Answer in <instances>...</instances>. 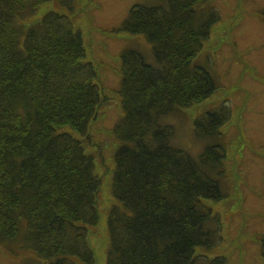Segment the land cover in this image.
Wrapping results in <instances>:
<instances>
[{
	"label": "trees",
	"instance_id": "obj_1",
	"mask_svg": "<svg viewBox=\"0 0 264 264\" xmlns=\"http://www.w3.org/2000/svg\"><path fill=\"white\" fill-rule=\"evenodd\" d=\"M156 1L133 5L119 27L143 38L152 62L136 49L119 54L105 264H196L198 249L220 242L219 217L201 201L223 197L215 176L224 149L210 143L194 158L174 146L165 121L216 90L196 58L220 16L210 0ZM48 3L71 11L74 1L0 0V246L23 224L30 264H96L89 234L99 222L101 181L84 141L104 88L69 18L47 11L36 20ZM228 112L199 114L195 137L205 145Z\"/></svg>",
	"mask_w": 264,
	"mask_h": 264
},
{
	"label": "rangeland",
	"instance_id": "obj_2",
	"mask_svg": "<svg viewBox=\"0 0 264 264\" xmlns=\"http://www.w3.org/2000/svg\"><path fill=\"white\" fill-rule=\"evenodd\" d=\"M71 11L56 3L41 7L36 20L47 11L64 13L80 31L103 89V102L89 128L85 152L93 156L100 177L97 208L99 222L90 230L89 241L96 264H105L106 215L114 202L110 182L116 142L112 128L121 116L114 89L120 82L119 54L123 49L141 51L152 62L151 48L139 36L119 29L136 4L156 5V0H73ZM212 1V2H211ZM220 21L212 27L196 62L213 78L216 90L209 99L188 109L174 111L165 121L174 127V146L197 158L210 143L223 147L222 174L215 176L223 191L218 202L201 205L219 217L218 245L210 252L198 249L196 264L221 257L226 264H264V0H210ZM113 91V92H112ZM229 110L218 133L204 141L194 134V120L210 109ZM204 146V147H203ZM202 149V150H201ZM24 225L14 238L0 246V264H30L34 257L23 248Z\"/></svg>",
	"mask_w": 264,
	"mask_h": 264
},
{
	"label": "flooded vegetation",
	"instance_id": "obj_3",
	"mask_svg": "<svg viewBox=\"0 0 264 264\" xmlns=\"http://www.w3.org/2000/svg\"><path fill=\"white\" fill-rule=\"evenodd\" d=\"M263 19H260L261 23L264 25V15L262 16Z\"/></svg>",
	"mask_w": 264,
	"mask_h": 264
}]
</instances>
